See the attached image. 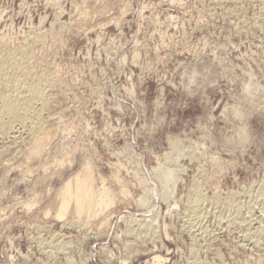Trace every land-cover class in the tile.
<instances>
[{
  "label": "rangeland",
  "instance_id": "obj_1",
  "mask_svg": "<svg viewBox=\"0 0 264 264\" xmlns=\"http://www.w3.org/2000/svg\"><path fill=\"white\" fill-rule=\"evenodd\" d=\"M0 43L32 46L28 71L55 82L41 158L27 128L0 139V264H264V0H0ZM85 163L115 203L56 218Z\"/></svg>",
  "mask_w": 264,
  "mask_h": 264
},
{
  "label": "bare ground",
  "instance_id": "obj_2",
  "mask_svg": "<svg viewBox=\"0 0 264 264\" xmlns=\"http://www.w3.org/2000/svg\"><path fill=\"white\" fill-rule=\"evenodd\" d=\"M27 35H30V34H27ZM4 41H6V40H4ZM3 44L0 43V139H7V138L11 137V138L14 139V142H15V140H18V136L16 135L17 132L15 131L16 128H25V129L27 128L28 131H29V133H31V135L33 137L32 138V142H31L32 143V146L30 145L31 147L29 146L30 148L27 151L28 152V160L31 159V158H36L38 160L39 157L42 154V151H43V147H44L45 142L48 141V140H50V137L49 136H51V134H49L48 131L46 132L45 130H43L42 125L44 123H46V121H44L43 116H42V113H43V109L47 105V90L49 88L50 89L53 88L55 86L54 85L55 82L51 79L52 77L50 78L48 75L47 76L49 78L47 76H38V75L34 77L28 71V69H27L28 68L27 67V64H28L27 61L28 60L27 59L29 57L30 47H32V46L29 47V45L25 43L23 45H20L19 47L14 48V49H8V45L6 47V45L5 44L3 45ZM31 57H33V56H31ZM194 76H195V74H194ZM187 79H188V76H187ZM249 79H250V77H249ZM55 80H56V78H55ZM192 82H193V80H192ZM188 83H189V81H188ZM246 86L247 87L250 86V82H249V85H246ZM246 88H244V89L247 90V91L249 90V92H250V88L249 89L248 88L246 89ZM51 93H53V91ZM38 104H39V106H38ZM236 110H234V113H236V116L237 115L240 116V113L241 112H237ZM232 113H233V111H232ZM242 118H244V116H242ZM238 129H239V131H241L240 132V135H239V133H238V135L243 140L244 133H245L244 130L245 129L242 128L243 131L240 130L241 128H238ZM84 132H86V131H84ZM236 135H237V132H236ZM238 141H240L239 138H238ZM178 144H180V143H178ZM177 146L178 145H176L175 143L173 144V146H171L172 147V150L174 152H176L178 150L177 149ZM174 156H175V154H174ZM165 159L167 160V158H165ZM217 162H219V161H217ZM215 167L217 168V165ZM175 173L176 172H174V170L171 171L169 169H165L164 168L163 170H160V172L159 171L155 172L156 175L153 174L154 178L156 179V176H157V178H159V179H156V180H159L160 181L159 183L162 186L164 185V187L160 186L161 192H162L161 193L162 195L161 194L160 195L161 196L164 195L163 197H165V198L167 197L166 200H168V196L172 195V186L173 185L170 186V184L173 183L176 180ZM116 179H118V178H116ZM102 180L103 179H101L100 182ZM94 182H95V180H94V176H93V172H92L91 166H90V164L85 163L82 166L81 171L78 174H76L75 176H73L71 179L67 180L62 185V187L59 189V191L57 192L56 197H55V204H56L55 217L58 218V219H61V218H65L68 214L69 215L71 214V216H73L75 219L76 218L77 219L86 218L87 220H89L90 218L91 219L92 218L95 219L98 216V214L100 215V213L106 212L105 210L108 209L110 206L112 207V205L115 203L114 201L116 200V198L113 196V194H111L109 192L108 188L104 186L105 184H103L102 187L100 186L101 189L99 191H96L94 189ZM102 183H104V182L102 181ZM198 186H199L198 183L195 186L194 185L192 186L193 187V189L191 188L192 189L191 190L192 192L190 191L191 192V195H190L191 198L189 197L191 200L189 199L190 203L188 202L189 204H186V205H188V208L187 209L189 210V212L191 211V213L189 214V212H188V214L191 215L193 213L192 214L193 215V218L195 217L194 215H196V216L199 215V217H201L204 214L203 213V209L204 208L202 209V206H201V203L203 202L202 194H201L202 192L199 190V187ZM259 188H260L259 192H256V191L255 192L257 194H259L260 197L261 196L264 197V182H263V184H262L261 187L259 186ZM123 191H120V192H123ZM123 193L125 194L126 192H123ZM257 194L255 196L259 198V196ZM122 196H123V194H122ZM163 197H160V198L163 199ZM216 197L214 196V198H212L211 200L208 199V200H210L209 202H211V204H213L212 206L215 205L216 207L217 206L219 207L222 204H224L222 201H220L222 198L221 199H218V196H216ZM263 197H261V198H263ZM162 199H160V200H162ZM228 199H227L228 201L226 200V204H227V202H229L230 204L228 203L227 206L233 204L232 202L235 200L234 199V200H232V202H230L231 201L230 198H228ZM255 199L256 198L254 197V200ZM204 201H205V199H204ZM236 205L239 206L238 204H236ZM231 206L234 207V208L236 207L237 209H239V207H240V206L237 207V206H233V205H231ZM224 208L228 209L225 206H224ZM224 208H222V209H224ZM224 210L222 212H224ZM228 212H230V211H228ZM228 212H226V213L228 214ZM235 212L231 211L230 214L233 213V215H234ZM248 212L251 214V210H249ZM230 214H228V215L230 216ZM238 214L240 216V212L239 213L236 212L235 215H234V217L237 216L238 218H240L238 216ZM208 215H209V213H208ZM221 216H222V213H221ZM247 216H248V214H247ZM197 217H195L193 220L189 218V220H190L189 222H194ZM123 218H121V219H123ZM127 218H128V216H127ZM129 218H131V217L129 216ZM185 218H187V217L185 216ZM223 218H224V215H223ZM223 218H221V219H223ZM235 218L233 220H236V222H238L237 221L238 218H236V219ZM124 219H123V221H124ZM145 219L143 218L142 219L143 221L141 220V222L138 220L137 221V224L135 222L136 221L135 218H134V220L133 219H130L129 221H131L130 224L139 225V227L141 228V231L146 236H148V237H154L153 236L155 234L154 233V228H153L154 227L153 226L154 224H152L151 222H149V220H145ZM132 220H133V223H132ZM196 220H201V219L198 218ZM240 220L239 221L241 223H242V221H243L244 224L247 223V222H245V221H247V219H245V217H242ZM129 221L127 222L128 224H129ZM152 222H153V220H152ZM195 222L198 223L197 221H195ZM195 222H194V224H195ZM81 223L83 224V222H81ZM83 226H84V224H83ZM130 227H131V225H130ZM254 235H255V233H254ZM247 238H249V236ZM148 240H149V238H148ZM251 241H253V240H251ZM158 259H159L158 257H155V261L158 260Z\"/></svg>",
  "mask_w": 264,
  "mask_h": 264
}]
</instances>
